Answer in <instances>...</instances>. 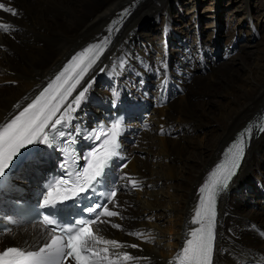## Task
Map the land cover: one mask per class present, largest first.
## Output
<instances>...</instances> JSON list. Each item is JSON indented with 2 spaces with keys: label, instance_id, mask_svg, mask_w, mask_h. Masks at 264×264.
Masks as SVG:
<instances>
[{
  "label": "bare ground",
  "instance_id": "6f19581e",
  "mask_svg": "<svg viewBox=\"0 0 264 264\" xmlns=\"http://www.w3.org/2000/svg\"><path fill=\"white\" fill-rule=\"evenodd\" d=\"M200 1H139L110 34L105 32L109 18L130 0H0L18 13L12 16L0 10V23L15 29L7 34L0 29V127L74 52L101 34L109 45L73 92L75 96L94 79L87 99L72 113L73 119L88 120L111 105L112 90L116 89L136 111L134 121L140 114H144L143 121H149L147 129L137 133L129 126L124 129L130 160L120 171L124 181L119 192L120 227L97 225L95 240L90 242L98 250L107 247V254L119 264H168L196 226L192 214L198 203L197 189L211 165L236 131L264 105V39L255 41L264 34V19L255 21L252 14L256 8L264 14V0H237L240 4L228 11L227 20L238 19L239 26L229 34L228 44L235 48L230 54L236 56L230 57L227 67L215 65L219 34L212 29L203 40L206 32L196 29L202 17ZM228 2L232 4L231 0H208L207 6L216 7V14ZM196 6L197 14L185 12L188 7L195 11ZM172 9L182 12L176 14L178 21L169 16ZM215 14L206 21L207 27L217 24ZM179 25H184L183 29ZM168 43L186 55L176 60L173 68L164 50ZM149 50L154 53L148 54ZM165 63L167 83L162 86ZM203 63L208 71L200 73L197 65ZM100 65L105 70L97 72ZM159 89L168 100L161 107L155 105ZM40 147V143L32 145L18 159L29 151H40ZM248 148L238 173L217 198L213 264L264 262V238L260 235L264 231V132L250 140ZM30 176L24 173V177ZM255 222L260 229L253 226ZM28 232L13 229L8 237L1 236L0 244L16 239L32 245L38 230L33 228L31 236ZM106 240L117 241L120 247L105 244ZM131 244L138 247H128ZM123 252L147 259L125 261L119 257Z\"/></svg>",
  "mask_w": 264,
  "mask_h": 264
},
{
  "label": "snow or ice",
  "instance_id": "6c2138e0",
  "mask_svg": "<svg viewBox=\"0 0 264 264\" xmlns=\"http://www.w3.org/2000/svg\"><path fill=\"white\" fill-rule=\"evenodd\" d=\"M0 10L17 16L18 13L13 7L6 6L0 2ZM123 13L121 17L123 18ZM0 29L4 33H9L10 29L15 30L14 26L8 23H0ZM112 29H109L111 34ZM108 38H105V43ZM105 48L102 43H96L86 47L83 51L75 54L64 69L55 76V78L31 100L27 106L23 107L0 128V177H6V169L13 164V158L17 157V153L22 155L21 150H27V146L36 145L37 143L47 144L53 147L59 137L73 135L66 133L63 128L67 125V121L71 120L72 113H75L81 103L87 99V95L95 82L94 79L85 83L78 93L73 96L85 74L97 63L99 56L103 54ZM92 53V56H89ZM101 68L100 71H104ZM158 74L160 69H157ZM164 80L162 86L166 85L167 80V64H164ZM113 106L119 99V92L112 90ZM71 97V99H69ZM59 114V115H58ZM122 118L116 120L111 126L105 130L94 133L96 140H101L100 146L94 148L88 156L84 157L87 161V167L82 171L75 173L77 177V185L80 193L86 190H94V185L102 183L103 177L106 175V169L111 167L114 157L119 156L120 145L118 137L122 132ZM60 126V127H58ZM51 129L54 133L51 137L46 133V129ZM251 129L242 132L238 143L234 144L235 151L231 152V166L225 168L221 166L219 175L213 173L216 177L211 185L201 187L200 207L195 212L193 223L199 227L192 230L191 238L187 239L182 253L180 254V264H213L214 240H215V223H216V201L220 194L227 190L229 182L236 175L240 167V163L244 158L245 150L251 138ZM264 131V129H261ZM77 137L79 132L74 133ZM87 138V137H85ZM18 159V157H17ZM127 167L122 164L121 168ZM100 178V179H98ZM2 183V181H0ZM136 185L133 184V187ZM52 195L51 191L48 193ZM107 203H96L86 207L84 211L89 214H95L93 218L88 220H78L72 227L60 228L62 235L54 234L56 228L51 232L50 242L40 247L38 251H24L18 247H8L0 252V264H65L66 261H74L75 264H101L102 260H107L108 264H116L115 260H108L107 247L94 251L93 247L88 246L89 240H95L91 225L96 224L100 217H116L119 215L117 211L109 209L108 204H114L117 196V190L114 189L110 194H105ZM68 197H65L67 199ZM45 205L49 204L48 200L44 201ZM99 210V211H98ZM43 222L49 225L57 224L55 219H50L49 215H43ZM113 227L119 228V224H113ZM133 235H142L140 233H132ZM105 244L120 247L117 241L106 240ZM131 248H137V244L128 245ZM101 252L105 255L101 256ZM91 253V256L85 255ZM133 257L127 254L123 255V260L129 261Z\"/></svg>",
  "mask_w": 264,
  "mask_h": 264
},
{
  "label": "rangeland",
  "instance_id": "374dc122",
  "mask_svg": "<svg viewBox=\"0 0 264 264\" xmlns=\"http://www.w3.org/2000/svg\"><path fill=\"white\" fill-rule=\"evenodd\" d=\"M139 1H142L141 3H144V0H139ZM226 2L228 0H225ZM237 0H231L232 4H229V2L227 3V5L225 6L224 4V7H219L217 13L215 14V9L216 7H213L211 5V7L208 8L207 4H208V0H201L200 1V12H201V21L198 22L197 24V31H201V30H204L206 33H202L203 34V40H206L207 36L209 34H212V29H214V31L216 32V34L218 35V38H216V44H217V49H218V52L217 54L215 55L216 57V60H215V65L216 66H229V62H230V57H233L234 55H231L230 52L233 51L235 48H232V46L230 44H228V39H229V34L231 33L232 29H236L238 28V19H235L234 22H229V20H227L228 18V11L233 10L235 8V6H238L240 3H238V1L236 2ZM178 12L182 13L181 10L179 9ZM176 9H172L170 11V14L169 16L174 20V21H178L180 19L179 15L177 16L176 14L178 13ZM186 13H196L198 12V8L196 6V9L195 11L192 12L191 8H187ZM217 15V24L214 25H211L210 27H207V22L208 20H211L213 18V15ZM253 18L255 19V21H261L262 19H264V14L263 12L256 8L253 12ZM190 15V14H189ZM216 18V16H214ZM231 18V17H230ZM229 19V18H228ZM213 21V20H212ZM211 21V22H212ZM187 23H185L184 25H186ZM184 25H179L181 29H183V26ZM192 25V24H191ZM246 23L245 24H242V26L245 27ZM193 26V25H192ZM192 26L190 27H187L189 29L192 28ZM236 26V27H235ZM149 27V26H148ZM150 28V27H149ZM148 28V29H149ZM228 34V35H227ZM220 37V38H219ZM264 39V34L262 36H259V38H257L255 41L259 42L260 40ZM226 42V43H225ZM225 44V45H224ZM228 44V45H227ZM164 50L165 52L167 53V55H169V58H170V67H172V64L178 60L179 58H183L185 59L186 58V55L183 54V53H178L177 51L178 48H172V46L168 43L165 45L164 47ZM148 54L152 55L154 52L152 51H147ZM229 53V55H228ZM181 54L183 55L181 57ZM236 56V55H235ZM234 56V57H235ZM203 61V59H202ZM200 69V73H202L203 71H208V67L204 65L203 63V66H200V64L197 65ZM101 69V68H100ZM98 70V69H97ZM102 72V71H101ZM169 72H173L172 70L169 71ZM168 74V72H167ZM205 74V72L203 73ZM188 78V77H187ZM189 81V80H188ZM190 82V81H189ZM135 84H137V80H135L134 82ZM106 86H104V89L106 90L105 88ZM149 88H152L151 86H149ZM110 97V96H109ZM260 191L263 192V189H260ZM135 206H136V202H134ZM135 206H134V209H135ZM261 211L264 212V204H262V207H261ZM133 217H136V213L134 212V210L131 212ZM145 217V216H143ZM262 223V222H261ZM259 223L258 222H255L253 224V226L255 225H258ZM263 224V227H264V223ZM255 227H258V226H255ZM259 228V227H258ZM260 229V228H259ZM262 233H260L261 235V238L263 237L264 238V231L261 230ZM262 241V240H261ZM148 255H153L152 253H148Z\"/></svg>",
  "mask_w": 264,
  "mask_h": 264
}]
</instances>
